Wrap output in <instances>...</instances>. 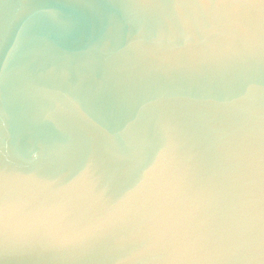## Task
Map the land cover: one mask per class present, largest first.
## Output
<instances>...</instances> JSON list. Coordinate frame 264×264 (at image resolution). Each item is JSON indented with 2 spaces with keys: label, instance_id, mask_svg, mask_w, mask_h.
<instances>
[{
  "label": "clouds",
  "instance_id": "obj_1",
  "mask_svg": "<svg viewBox=\"0 0 264 264\" xmlns=\"http://www.w3.org/2000/svg\"><path fill=\"white\" fill-rule=\"evenodd\" d=\"M0 264H264V0H0Z\"/></svg>",
  "mask_w": 264,
  "mask_h": 264
},
{
  "label": "water",
  "instance_id": "obj_2",
  "mask_svg": "<svg viewBox=\"0 0 264 264\" xmlns=\"http://www.w3.org/2000/svg\"><path fill=\"white\" fill-rule=\"evenodd\" d=\"M9 98L8 85L0 83V100L7 102Z\"/></svg>",
  "mask_w": 264,
  "mask_h": 264
}]
</instances>
